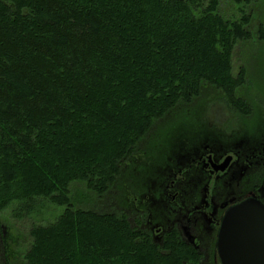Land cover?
<instances>
[{"label":"trees","instance_id":"obj_1","mask_svg":"<svg viewBox=\"0 0 264 264\" xmlns=\"http://www.w3.org/2000/svg\"><path fill=\"white\" fill-rule=\"evenodd\" d=\"M219 5L0 0V213L16 203L31 213L39 200L65 208L32 230L27 264L197 258L175 234L161 248L123 216L78 209L70 187L105 194L156 120L198 98L204 83L238 102L243 74L233 76L232 60L250 38L248 21L225 19Z\"/></svg>","mask_w":264,"mask_h":264},{"label":"rangeland","instance_id":"obj_2","mask_svg":"<svg viewBox=\"0 0 264 264\" xmlns=\"http://www.w3.org/2000/svg\"><path fill=\"white\" fill-rule=\"evenodd\" d=\"M219 3L225 19L248 21L250 38L237 42L232 60L233 76L243 74L234 92L239 103L204 83L198 98L156 120L134 153L121 160V173L105 194L91 191L85 182L70 187L78 209L123 216L161 248L170 234L185 241L181 232L186 229L199 254L193 250L197 258H179L181 264H214L218 233L213 235L202 216H195L211 198L226 208L245 196L264 205V0ZM228 156L233 161L225 173L210 171L207 157L221 164ZM249 189L258 193L249 197ZM36 205L31 213L19 203L0 213V264H27L32 230L54 224L65 210L47 200Z\"/></svg>","mask_w":264,"mask_h":264},{"label":"water","instance_id":"obj_3","mask_svg":"<svg viewBox=\"0 0 264 264\" xmlns=\"http://www.w3.org/2000/svg\"><path fill=\"white\" fill-rule=\"evenodd\" d=\"M233 161L228 156L212 171L226 172ZM217 251L222 264H264V205L256 199L245 200L225 213L218 233Z\"/></svg>","mask_w":264,"mask_h":264},{"label":"flooded vegetation","instance_id":"obj_4","mask_svg":"<svg viewBox=\"0 0 264 264\" xmlns=\"http://www.w3.org/2000/svg\"><path fill=\"white\" fill-rule=\"evenodd\" d=\"M207 162H208V157H207ZM208 164H209V162H208ZM209 169H210L211 172H214L210 168V165H209ZM214 173L216 175L223 174L221 172H219V173L214 172ZM248 193L250 195L249 197H252V195L255 196L258 192H256V193L254 192L253 193V192L249 191ZM247 199H248V196H245V198L243 197L241 200L234 202L233 203V206L238 205L239 203H241V202H243V201H245ZM263 201H264V199H263ZM233 206L231 205L230 207H227L226 208L224 206V204H220L219 205L218 201H216L215 199L211 198V202L210 203L209 202L206 203L203 207H201V210L200 211L196 210L195 216H199V217L202 216V218H203V221L202 222L208 223L209 226L212 227L211 230L214 229L213 232H212V234L213 233L215 234L216 232L219 233V229H220V226H221V222H222V219H223L225 213L227 212V210L229 208H231ZM195 224L198 225V226H202V224H200V223H195ZM178 233H180V232H178ZM188 233L189 232H187L186 229L181 232V235L184 236V239H185V237L187 238V239H185V241H182V243H184L188 248H190V249H192V250H194L195 252L198 253V250H197L198 248H196L194 246V243L192 242V240L188 238ZM211 238H214V236L211 237ZM217 238H218V236H217ZM215 247H216V245H215ZM217 253H218V251L215 249L214 259H213L214 260V264H222L220 258L218 257L219 255H217ZM215 255H217V258H215ZM5 257H6V254H5ZM10 257H11V255L9 256V259H10ZM13 258L14 257H12V259ZM12 261H14V259Z\"/></svg>","mask_w":264,"mask_h":264}]
</instances>
